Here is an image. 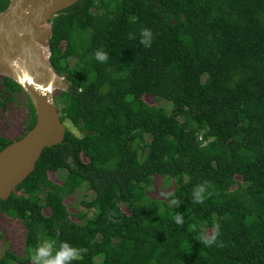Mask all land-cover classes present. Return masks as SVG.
<instances>
[{
    "label": "trees",
    "instance_id": "1",
    "mask_svg": "<svg viewBox=\"0 0 264 264\" xmlns=\"http://www.w3.org/2000/svg\"><path fill=\"white\" fill-rule=\"evenodd\" d=\"M49 26V62L69 84L53 99L80 135L66 127L0 200L25 230L23 255L4 251L0 264H30L45 238L80 249L72 264H264V0H78ZM143 28L150 48L139 43ZM0 84L23 91L6 76ZM25 96L26 132L36 116ZM11 141L0 137V150ZM154 175L175 182L178 208L147 196ZM204 181L206 199L193 203ZM83 185L94 197L80 201L78 222L65 200ZM216 224L222 247L195 240Z\"/></svg>",
    "mask_w": 264,
    "mask_h": 264
},
{
    "label": "water",
    "instance_id": "2",
    "mask_svg": "<svg viewBox=\"0 0 264 264\" xmlns=\"http://www.w3.org/2000/svg\"><path fill=\"white\" fill-rule=\"evenodd\" d=\"M78 0H9L0 12V73L13 79L29 97L34 125L0 150V200H5L33 170L45 147L62 142L66 126L53 103L52 91L68 82L45 59L52 17ZM50 27V26H49Z\"/></svg>",
    "mask_w": 264,
    "mask_h": 264
},
{
    "label": "rangeland",
    "instance_id": "3",
    "mask_svg": "<svg viewBox=\"0 0 264 264\" xmlns=\"http://www.w3.org/2000/svg\"><path fill=\"white\" fill-rule=\"evenodd\" d=\"M45 28L50 29L49 24L44 25ZM43 55L45 59L49 57L48 47L43 48ZM0 73V80L2 78ZM26 92L23 90L19 93L5 94L2 91V85L0 84V99L3 95H6L9 100L5 102V107L0 109V137L7 138L9 140H14L16 137L23 135L25 133V121H27V101ZM27 95V94H26ZM54 97V95H53ZM144 101L150 105H157L165 108L167 111L171 108V103L166 100H160L155 102L150 95L144 96ZM53 103L55 101L53 99ZM57 107V105L55 104ZM65 126L72 130L76 135H80L68 122H65ZM83 159H85L83 157ZM66 171L59 170L58 172H49V178L54 182H61ZM239 179V176H236ZM175 182L173 180H167L166 177L162 175H154L152 177V185L146 191L149 198L152 199H163L167 198L162 195V193H169L173 190ZM94 197V193L88 190L85 185L78 188L74 194L67 197L65 202L68 206V211L70 213V218L74 221H79L78 213H83L86 209L80 204L83 199L89 200ZM124 209V207H123ZM49 210L45 209L44 213L48 214ZM92 212L88 215L91 216ZM0 231L2 234V239L0 240V256L4 251H10L18 256L23 255V243L25 230L21 222L16 218H11L4 213H0ZM212 230L207 229V234H211ZM28 264V263H26Z\"/></svg>",
    "mask_w": 264,
    "mask_h": 264
},
{
    "label": "clouds",
    "instance_id": "4",
    "mask_svg": "<svg viewBox=\"0 0 264 264\" xmlns=\"http://www.w3.org/2000/svg\"><path fill=\"white\" fill-rule=\"evenodd\" d=\"M134 34L129 35V39H135ZM153 33L149 28H143L140 31L139 43L145 48H150L152 44ZM94 58L100 63L108 61V53L103 49H97ZM207 181L201 182L194 186L192 190L193 203L203 204L206 199ZM170 202L171 205L179 207L182 201L175 198L174 193H162ZM175 223L183 225V216L178 212L173 217ZM215 232L210 236L206 232H200L195 240L199 241L206 247H222L223 242L218 240L220 233V225L216 224ZM81 257V250L73 246L67 241H57L55 239L45 238L37 243L34 249L28 252V261L30 264H72L74 260H79Z\"/></svg>",
    "mask_w": 264,
    "mask_h": 264
},
{
    "label": "bare ground",
    "instance_id": "5",
    "mask_svg": "<svg viewBox=\"0 0 264 264\" xmlns=\"http://www.w3.org/2000/svg\"><path fill=\"white\" fill-rule=\"evenodd\" d=\"M52 94H53V91H52Z\"/></svg>",
    "mask_w": 264,
    "mask_h": 264
}]
</instances>
